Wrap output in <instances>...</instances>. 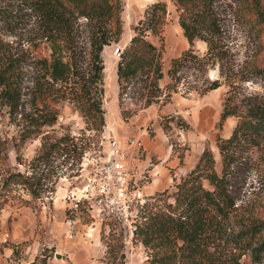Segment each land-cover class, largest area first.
Segmentation results:
<instances>
[{
  "label": "trees",
  "instance_id": "obj_1",
  "mask_svg": "<svg viewBox=\"0 0 264 264\" xmlns=\"http://www.w3.org/2000/svg\"><path fill=\"white\" fill-rule=\"evenodd\" d=\"M12 1L15 5L1 8L0 13L9 18H13L11 13H24L32 22L26 29V46L19 53L0 39V110L4 108L16 126L10 137L16 164H23L21 145L33 140L38 144L26 169L20 171L7 163L8 140L0 136V211L12 199L26 205L40 198L45 188L43 169L58 157L61 165L68 164L67 169L75 168L77 174L83 151L94 142L83 130L78 136L56 134L52 126L58 104L69 103L83 119L85 130L101 131L102 52L121 33V0ZM169 1L188 48L169 59L165 70L169 82L161 89L157 83L163 76L159 49L146 36L159 37L167 12L163 1L150 3L115 62L118 97L126 82L144 75L151 96L167 90L165 103L180 78L179 68L196 61L193 42L203 41L209 54L217 50L222 34L218 0ZM233 1L235 15L260 52L264 49V0ZM252 72L264 80V66L254 63ZM202 84L201 93L219 86L216 79H204ZM145 102L146 106L150 103L148 98ZM226 117H233L234 124L228 137L215 138L220 170H215L210 150L203 149L170 192H157L137 209L131 240L143 247L147 264H264V210L239 198L236 186L238 170L245 163L243 154L264 144V101L250 96L234 101L226 96L219 121ZM17 186L29 199L13 193ZM102 261L123 264L124 254L115 255L106 244Z\"/></svg>",
  "mask_w": 264,
  "mask_h": 264
},
{
  "label": "rangeland",
  "instance_id": "obj_2",
  "mask_svg": "<svg viewBox=\"0 0 264 264\" xmlns=\"http://www.w3.org/2000/svg\"><path fill=\"white\" fill-rule=\"evenodd\" d=\"M154 1L157 0H121L119 13L121 33L118 40L106 45L105 51L102 52L104 70L101 107L104 111V125L101 131L96 133L98 136L92 130L84 129L83 119L69 103L65 101L58 104L59 114L52 126L56 134L69 132L70 135L78 136L83 130L85 135L92 136L94 145L90 144L83 151L84 159L80 162H83L84 169L80 173L77 169L80 177L75 178V168L67 169L68 164L61 165V157H58L43 169L46 178L44 177L42 181L45 188L40 198L26 205L12 199V202L0 211V264H103L106 244L110 246V250L113 248L115 255L119 251L123 252V264H147L143 247L131 240L126 227L123 228L112 221L90 219L81 213L74 234L68 238L61 196L66 186L72 187L83 183L90 159L97 151L103 153L106 151L108 138L115 137L121 140L136 135L132 119L146 107L147 98L149 105L164 104L163 95L167 90L151 96L148 80L144 75H137L126 82L120 97L117 96L115 62L119 56H115L113 50L117 46L123 50L133 33V26L142 18L145 8ZM158 1H163L166 5L165 22L159 37L148 34L146 39L159 49L163 76L157 83L163 89L169 82L165 75L169 59L179 56L188 48V44L177 24L176 12L171 2ZM14 5L15 2L12 0H0V9L6 10ZM217 5L222 31L217 41V50L209 54L203 41L193 42L192 53L196 61L185 62L184 66L179 68L177 75L180 78L175 83L174 92L172 91L168 101L166 100L171 102V97H174L173 99L180 101V104L175 109L176 114H172V110L160 114L158 134L163 141L162 144L171 147L179 163L186 157L192 167L202 150L209 149L214 158V168L219 171L215 138L228 137L234 124L233 117L219 121L223 99L228 96L234 101H239L250 96L264 101V80L252 72L254 63L264 66V49L260 52L255 50L254 39L235 15L237 12L233 0H218ZM23 14L11 13L13 18H9L6 14L0 13V39L7 42L11 50L17 53L26 46L24 41L28 34L26 29L32 22V18ZM204 79L209 81L216 79L219 86L215 88L216 90L201 93L199 89L203 87ZM23 107L26 109V105ZM15 129L16 126L4 113V108L1 109L0 136L8 140L7 163L23 171L38 142L26 141L21 145L23 164H16L10 141ZM153 129L151 125L145 128L149 139L157 137L155 136L157 132ZM243 159L245 163L241 165L236 176L238 197L250 201L253 207L264 210V144L262 148H249L243 154ZM39 173L38 170L37 175ZM183 174L180 172L178 178ZM176 177H173L171 185L178 181ZM172 188L170 186L167 190L170 192ZM13 193L29 199L22 187H15ZM156 193L146 196V199ZM118 244L121 246L118 247Z\"/></svg>",
  "mask_w": 264,
  "mask_h": 264
},
{
  "label": "built area",
  "instance_id": "obj_3",
  "mask_svg": "<svg viewBox=\"0 0 264 264\" xmlns=\"http://www.w3.org/2000/svg\"><path fill=\"white\" fill-rule=\"evenodd\" d=\"M120 52L119 46L113 50L115 56ZM141 148L140 138L136 136L121 140L108 138L106 151H97L90 159L83 183L64 188L61 199L68 238L74 234L81 213L90 219L108 220L126 227L131 238L137 209L146 199L143 185L148 177L136 159ZM83 169V162H79V173Z\"/></svg>",
  "mask_w": 264,
  "mask_h": 264
},
{
  "label": "crops",
  "instance_id": "obj_4",
  "mask_svg": "<svg viewBox=\"0 0 264 264\" xmlns=\"http://www.w3.org/2000/svg\"><path fill=\"white\" fill-rule=\"evenodd\" d=\"M103 51L105 50L103 49ZM171 98V102L144 107L132 119L135 131L134 134H136V137L140 138L142 143V148L138 155H136L137 164L140 168L145 169L148 177L143 185L145 196H150L155 192L169 189V187L172 186L173 177L177 176L176 178H178L180 172L185 174L191 167V163L186 157L179 163L171 147L163 145V141L158 134L160 127L158 118L160 114L167 112V110H172V114H176L175 109L180 104V101L174 100V97ZM168 106L170 107L167 108ZM148 125L154 127L153 130L157 132L155 135L157 136L156 138L149 139L146 135L145 128ZM141 126L144 128L141 129Z\"/></svg>",
  "mask_w": 264,
  "mask_h": 264
}]
</instances>
